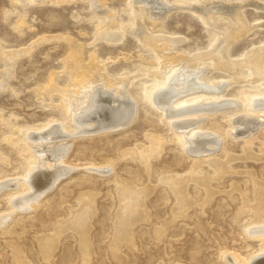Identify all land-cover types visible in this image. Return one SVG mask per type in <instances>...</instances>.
I'll return each mask as SVG.
<instances>
[{
    "label": "rangeland",
    "instance_id": "obj_1",
    "mask_svg": "<svg viewBox=\"0 0 264 264\" xmlns=\"http://www.w3.org/2000/svg\"><path fill=\"white\" fill-rule=\"evenodd\" d=\"M129 3L0 0L1 53L10 56L35 43L30 53L0 61V172L6 173L0 181H17L21 164L34 158V150L49 157L52 147H71L64 159L70 174L30 210H15L11 195L1 193L0 215L10 218L0 225V264H230L229 255L242 263L263 248L245 231L252 220L264 221V197L254 208V197L264 187V123L245 138L233 132L246 126L240 117L259 116L264 122V113L244 100L249 92L259 98L264 90V71L260 77L254 65L264 64V50L259 52L264 0ZM70 40L77 46L79 65L92 63L97 71L95 85L110 81L134 101L136 115L128 126L75 135L73 114L59 108L74 109L83 101L82 87L71 84L80 69L68 57ZM178 55L184 60L171 67L169 58ZM184 64L201 69L207 81L223 76L216 83L225 85L181 107L237 102L184 115L200 120L198 131L223 140L222 148L203 158L196 170L188 169L192 160L178 143L173 118H166L147 96L149 84H162L169 71ZM51 82L61 94L78 90L80 100L53 94L47 88ZM59 123L68 137L34 143L18 132H40ZM92 163H110L112 171L89 173ZM19 189L25 192V186ZM13 246L20 255L12 253Z\"/></svg>",
    "mask_w": 264,
    "mask_h": 264
},
{
    "label": "bare ground",
    "instance_id": "obj_2",
    "mask_svg": "<svg viewBox=\"0 0 264 264\" xmlns=\"http://www.w3.org/2000/svg\"><path fill=\"white\" fill-rule=\"evenodd\" d=\"M126 1H127V4L129 5L130 4L129 0H126ZM130 11L134 12V8H132V6H131ZM46 38L53 39V37H46ZM69 42H70V49L68 50L69 54L67 53L68 57L71 58L72 63L77 65L78 69H80L78 70L76 77L74 78L72 77L73 80L71 81V84L79 85L80 87H82V90H80L79 94H81L83 101H79L78 107L74 109L72 108L66 109L62 105H60L59 108L61 109L62 113H72L73 114L70 117H71V121H73L76 125L75 135L79 137L86 136L90 133L106 132L107 129H117V128L123 129L124 127L128 126L134 120V117L136 115L135 113L136 108H135V104L133 103L134 101L129 97V95L124 90L121 89V91H119V90H116L113 86H111L112 84L110 83V81L95 85L94 84V82H96L95 74L97 71L94 69L92 70V66H93L92 63H89L88 66L79 65L78 58H80V55L78 54L77 46L75 42H73L72 40H70ZM34 44L35 43H33L30 47H27L25 49L13 51L12 54L10 52V56H12V58H15L21 55L28 54L31 52L32 48L35 46ZM260 49L262 50V51L259 50V52L261 53L263 52L264 47L263 48L261 47ZM4 53H1L0 51V61L8 63V61L11 60L9 59L10 56H7V54L5 55ZM169 59H170L171 67H174L177 65L176 63L184 60V57L182 55H178V56H175ZM244 61H246V59ZM247 61H250V60H247ZM251 62H254V61L252 60ZM257 63L259 62L257 61ZM254 65L256 66L258 73L260 72L262 74V72L264 71V66H263L264 64L262 63V66L261 65L257 66V64H254ZM261 74H260V77L262 76ZM257 78L259 77L257 76ZM220 79H223V76H219V79L218 80L215 79V81L214 80L207 81L201 69L199 70L197 67H193V66L188 67V65L184 64L180 68H176L172 71H169V73L161 81L162 84L155 85L151 83L148 86L147 96L152 98V101L155 103V105H157L159 109L162 110L163 113H165L166 118H169V119L173 118V120L171 121L172 123L171 125L175 129V132L178 134V143L179 145H181L183 153H185L187 157L188 156L191 157V160H192L190 163L191 167L189 166L188 169L196 170V168H198L199 166L201 167L203 158H206V156H209V154H213L215 151L222 148L221 146L223 145V140H221L219 134L218 136H216L215 134L213 136L211 134L212 135L211 136L207 134V132L203 134L202 132L198 131L200 129V126H198L197 123H200V120L192 119V116H191V119H187L188 116H184V115H190V114L201 113V112H206V111L211 112V111H215V110H219V109H223L227 107H232V106H236L237 102H235L234 100L224 101L225 99L223 101L221 100L220 102L205 101L201 104H196L193 106L189 105L190 107L185 106L186 108L181 107V104H183L185 101H188V100H192V101L198 100L200 96H203V95L206 96L209 93H214V92H218L222 90V87L225 84L216 83ZM259 80L261 79L259 78ZM261 83L262 85H264V81H262ZM88 85L92 86V88L90 89L88 87L89 89L86 91V88H87L86 86ZM47 88L51 90L53 94L57 96H62L63 99L68 100L69 97L75 96L77 97L76 100H80L78 90L68 89V91L65 92L63 91L64 89H62L64 93L61 94L60 93L61 90L53 82H51ZM195 92L196 94L190 97L189 99L182 98L184 97V95L188 93H195ZM260 93H261V97L256 98V95H258L259 93L249 92L248 98L246 95V97H244V100L247 102L246 104H248L249 107H254L256 110H259L264 113V90H262ZM76 109H78L77 112H76ZM184 117H186V119ZM258 117L255 118V117L249 116L245 118L244 117L238 118V122H242V124L244 123L247 127L242 126V128H239V129L237 128L236 131L234 130L235 132H233V136H235L237 139L240 137L242 138L248 137V135L251 134L253 130L257 129V127L261 123H264L262 122V120L260 122ZM235 123H237V120ZM18 132L20 134H23L25 138L29 139L30 141L34 143L35 141H39V140H43V141L45 139L56 140V139L68 137L67 132L64 130L63 125L60 123L57 125L48 127L47 129H44L43 131H40V132H34V131L27 132L26 129L19 130ZM69 136L71 137L70 134ZM223 139L225 140V137ZM69 145L70 144H67L66 146L63 145V146H58V147H52L50 150L46 149L49 152V157H47L45 153H43L42 151L37 152V150H34V153L36 152V154L33 155L34 158L21 164L22 166L21 174L22 175H20L21 177L17 178V181L15 179H14L15 181H12L11 179H6V180L4 179L3 181H0V195L1 193L6 194V196L11 195L9 201L13 205L15 210H18L20 212H25V211L30 210V206L37 204V202H39L40 199H42L46 194H48L54 188V186L61 179H63V177H66L70 174L71 170L64 164L65 163L64 159L65 157H67V153L69 149L71 148V147L69 148ZM86 169L89 173H93L96 175L109 174L112 171V167L110 163L99 164V165H95L94 163H92V165L88 166ZM5 174L6 173L3 171L0 172V176H3ZM21 186L22 187L25 186V192L21 191L22 189H19ZM118 192L120 194V190H118ZM184 192L186 191L184 190ZM14 193H17L18 195L12 196ZM149 193H150V190H149ZM173 194H175V191H173ZM82 196H83V193H82ZM121 196H123V198H126V199L128 198L126 197L127 194H124V195L121 194ZM263 197H264V187H262V189L258 191L257 196L254 197V199L257 200V204L254 206V208H256L258 204L263 203L262 201ZM123 198H121L122 201H123ZM140 208L142 209V207ZM132 214H135V213H132ZM134 217L135 216L133 215V218ZM9 218H10V215L8 214L0 215V225L5 226L6 223L9 221ZM255 224H263V225H255ZM245 233L249 237L256 238L260 242H262L263 243L262 250L259 251V253L256 256L252 257L249 261L245 260L242 263H239L238 258L235 257L234 255H231V256L229 255L227 257V261H229L230 264H264V251H263L264 250V221L252 220L251 227H249L245 231ZM130 236L131 234L128 233L129 240L132 237ZM84 238L85 237H83V234H81V239H83V242L85 243ZM84 243H82L81 250H83V253H86L87 247L84 245ZM11 250H12V253L15 255L21 254V251L19 247L17 246H15V248L13 246ZM45 250L46 249L42 248V251H45ZM17 262L18 264H24L23 261L17 260Z\"/></svg>",
    "mask_w": 264,
    "mask_h": 264
}]
</instances>
